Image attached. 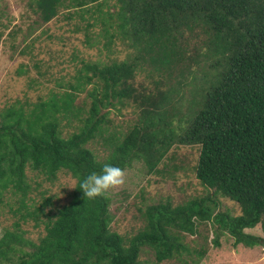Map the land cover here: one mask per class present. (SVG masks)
I'll list each match as a JSON object with an SVG mask.
<instances>
[{"label":"trees","instance_id":"16d2710c","mask_svg":"<svg viewBox=\"0 0 264 264\" xmlns=\"http://www.w3.org/2000/svg\"><path fill=\"white\" fill-rule=\"evenodd\" d=\"M32 1L43 23L60 8L66 17L88 14L85 26L100 24L105 48L117 40L132 51L121 60L81 59L60 91L0 106V203L10 206L5 194L14 196L19 215L0 235V264H141L143 247L159 262L197 263L205 248L190 257L182 233L204 221L214 225L213 246L224 231L234 245L264 246V236L245 231L259 225L264 234V0H115L112 10L107 0ZM145 66L157 78L139 89L133 80ZM129 101L139 108L137 121L125 132L110 130L109 111ZM63 121L74 128L65 135ZM91 140L106 156L97 157ZM174 144L199 146L195 177L210 193L147 205L145 223L129 237L111 230L109 197L87 198L80 181L105 163L124 170L142 161L155 172ZM27 169L48 181L59 171L73 177L68 202L54 212L43 210L50 196L27 203L34 180ZM217 195L240 213L215 211ZM27 219L43 222L37 241L19 229Z\"/></svg>","mask_w":264,"mask_h":264},{"label":"rangeland","instance_id":"374dc122","mask_svg":"<svg viewBox=\"0 0 264 264\" xmlns=\"http://www.w3.org/2000/svg\"><path fill=\"white\" fill-rule=\"evenodd\" d=\"M107 4L110 10L116 8L115 0H107ZM34 8L32 0H0V106L16 98L33 101L39 96L46 97L51 91H60L64 87L61 88L59 84L73 79L81 59L101 62L121 60L132 51L117 40L105 48L100 24L85 26L87 21L92 22L88 14H84L83 18L76 14L66 17L67 10L60 8L54 18L43 23ZM149 68L145 66L137 70L133 80L137 88L153 87L151 82L157 75L155 71L150 74ZM190 88V85L187 86V89ZM83 97L84 92L76 102L80 103ZM180 101L183 112L186 103L184 99ZM139 112L132 102L119 110L111 109L107 125L110 130L125 132L137 121ZM61 124L64 135L74 129L64 125V121ZM88 146L98 158L106 156L107 149L100 140H91ZM198 151V145L174 144L158 163L155 172L148 173L142 161H134L130 167H126L125 183L109 189L106 194L112 215L110 229L129 237L145 223L143 211L147 205L168 200L175 205L210 193L195 177ZM27 174L34 179H29L33 189L29 192L32 199L27 203L40 204L42 197L50 196L52 204L45 205L43 210L47 212L50 208L54 212L70 199L75 180L69 174L59 171L52 181L29 169ZM214 198L218 203L215 211H226L231 215L240 213L236 202L218 195ZM5 199L10 206L0 203V235L5 228H15L14 221L19 217L11 210L17 206L15 197L6 193ZM19 229L24 231L26 238L35 241L44 233L43 222L35 225L32 219L20 220ZM245 231L264 236L259 225ZM214 234V225L209 221L199 223L193 234L182 233V242L190 250V257H195L191 250L205 248L200 260L191 264H264V246L234 245L233 238L225 231L219 234V246H213ZM183 257L189 256L185 252ZM139 260L141 264H180L174 257L156 261L153 250L148 247L141 249Z\"/></svg>","mask_w":264,"mask_h":264},{"label":"clouds","instance_id":"9594fccd","mask_svg":"<svg viewBox=\"0 0 264 264\" xmlns=\"http://www.w3.org/2000/svg\"><path fill=\"white\" fill-rule=\"evenodd\" d=\"M125 183L124 170L118 166L105 163L99 173L93 171L84 177L79 184L83 195L89 199L106 196L109 189Z\"/></svg>","mask_w":264,"mask_h":264}]
</instances>
